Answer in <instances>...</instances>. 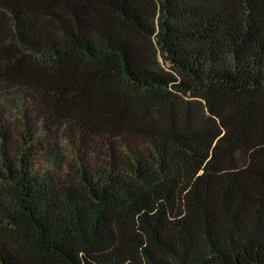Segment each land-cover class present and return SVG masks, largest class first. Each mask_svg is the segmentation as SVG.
<instances>
[{
  "label": "trees",
  "instance_id": "1",
  "mask_svg": "<svg viewBox=\"0 0 264 264\" xmlns=\"http://www.w3.org/2000/svg\"><path fill=\"white\" fill-rule=\"evenodd\" d=\"M0 264H264V0H0Z\"/></svg>",
  "mask_w": 264,
  "mask_h": 264
},
{
  "label": "rangeland",
  "instance_id": "2",
  "mask_svg": "<svg viewBox=\"0 0 264 264\" xmlns=\"http://www.w3.org/2000/svg\"><path fill=\"white\" fill-rule=\"evenodd\" d=\"M170 65H167L166 67H169Z\"/></svg>",
  "mask_w": 264,
  "mask_h": 264
}]
</instances>
